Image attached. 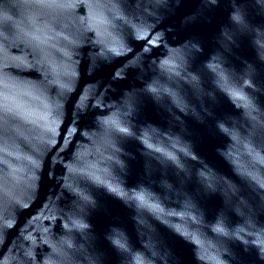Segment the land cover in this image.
Wrapping results in <instances>:
<instances>
[{
  "label": "water",
  "instance_id": "obj_1",
  "mask_svg": "<svg viewBox=\"0 0 264 264\" xmlns=\"http://www.w3.org/2000/svg\"><path fill=\"white\" fill-rule=\"evenodd\" d=\"M0 264H264V0H0Z\"/></svg>",
  "mask_w": 264,
  "mask_h": 264
}]
</instances>
